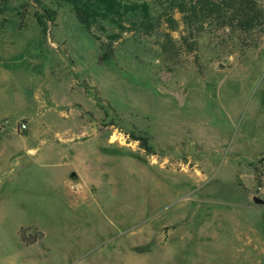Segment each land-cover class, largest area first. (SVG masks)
Segmentation results:
<instances>
[{"label":"rangeland","instance_id":"1","mask_svg":"<svg viewBox=\"0 0 264 264\" xmlns=\"http://www.w3.org/2000/svg\"><path fill=\"white\" fill-rule=\"evenodd\" d=\"M183 32L0 0V264H264V27Z\"/></svg>","mask_w":264,"mask_h":264},{"label":"trees","instance_id":"2","mask_svg":"<svg viewBox=\"0 0 264 264\" xmlns=\"http://www.w3.org/2000/svg\"><path fill=\"white\" fill-rule=\"evenodd\" d=\"M41 0H36L40 3ZM60 5H67L74 11L81 26L94 34L106 51L103 59L112 56V44L120 41L127 32L136 36H153L165 23L172 31L184 25L181 40L186 48L203 39L204 33L219 32L231 28L240 33L264 27V7L258 0H58ZM42 4V3H41ZM45 17H39L42 27L52 21L53 10L43 9ZM180 14L181 20L174 15ZM111 28H114L111 31ZM47 28L44 27L46 32ZM96 30V31H95ZM109 42L104 41L102 34ZM147 142V139L142 138ZM259 186L262 187L264 171L256 169ZM35 233L30 238L20 232L23 243L36 245L44 234ZM30 239V240H29Z\"/></svg>","mask_w":264,"mask_h":264},{"label":"built area","instance_id":"3","mask_svg":"<svg viewBox=\"0 0 264 264\" xmlns=\"http://www.w3.org/2000/svg\"><path fill=\"white\" fill-rule=\"evenodd\" d=\"M20 127H21V130H22V131H27V130H28V125H27L26 122H23V123L20 125Z\"/></svg>","mask_w":264,"mask_h":264},{"label":"water","instance_id":"4","mask_svg":"<svg viewBox=\"0 0 264 264\" xmlns=\"http://www.w3.org/2000/svg\"><path fill=\"white\" fill-rule=\"evenodd\" d=\"M255 202L258 203V204H264V200L260 199L258 197L255 198Z\"/></svg>","mask_w":264,"mask_h":264},{"label":"crops","instance_id":"5","mask_svg":"<svg viewBox=\"0 0 264 264\" xmlns=\"http://www.w3.org/2000/svg\"><path fill=\"white\" fill-rule=\"evenodd\" d=\"M27 123V122H26ZM27 125H28V123H27ZM28 130H29V125H28ZM26 132V131H25ZM110 142H108V147L110 148ZM3 154V153H2Z\"/></svg>","mask_w":264,"mask_h":264}]
</instances>
